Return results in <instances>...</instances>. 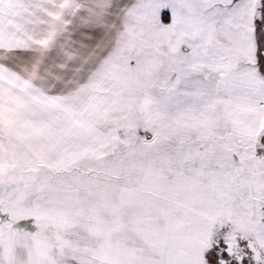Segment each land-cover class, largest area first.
<instances>
[{"label": "snow or ice", "instance_id": "snow-or-ice-1", "mask_svg": "<svg viewBox=\"0 0 264 264\" xmlns=\"http://www.w3.org/2000/svg\"><path fill=\"white\" fill-rule=\"evenodd\" d=\"M0 264H264V0H0Z\"/></svg>", "mask_w": 264, "mask_h": 264}]
</instances>
